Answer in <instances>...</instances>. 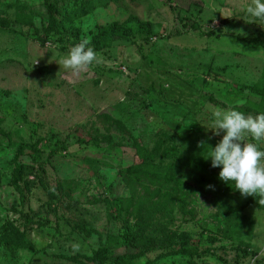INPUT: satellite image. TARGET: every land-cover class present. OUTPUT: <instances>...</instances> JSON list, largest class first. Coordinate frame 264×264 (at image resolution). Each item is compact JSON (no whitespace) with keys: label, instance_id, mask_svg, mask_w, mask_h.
I'll return each instance as SVG.
<instances>
[{"label":"rangeland","instance_id":"rangeland-1","mask_svg":"<svg viewBox=\"0 0 264 264\" xmlns=\"http://www.w3.org/2000/svg\"><path fill=\"white\" fill-rule=\"evenodd\" d=\"M247 2L0 0V264H95L106 247L149 264L159 253L119 243L141 220L207 248L156 264H264L260 195L205 159L225 134L215 109L264 112V21ZM82 40L98 62L74 74L59 62Z\"/></svg>","mask_w":264,"mask_h":264},{"label":"clouds","instance_id":"clouds-1","mask_svg":"<svg viewBox=\"0 0 264 264\" xmlns=\"http://www.w3.org/2000/svg\"><path fill=\"white\" fill-rule=\"evenodd\" d=\"M254 21H264V0H248L243 9ZM98 62V53L87 40L75 44L59 64L74 74L86 71ZM211 129L217 136L225 133L219 143L211 148L205 159H211L213 168H221L219 178L232 186L242 196L264 197V112L245 115L236 108H217L212 113ZM249 138L251 142H249ZM212 187V186H209Z\"/></svg>","mask_w":264,"mask_h":264},{"label":"trees","instance_id":"trees-1","mask_svg":"<svg viewBox=\"0 0 264 264\" xmlns=\"http://www.w3.org/2000/svg\"><path fill=\"white\" fill-rule=\"evenodd\" d=\"M51 12L55 16L59 11L51 8ZM55 18L57 19L56 16H55ZM184 20H186V19H184ZM199 26L202 27L201 25H199V24L197 25L196 22L193 21V24H191V29H193L194 31H196L197 29L199 30V28H200ZM258 43L259 42H256L255 44H258ZM261 45L264 48V45L263 44H261ZM248 89L256 91L255 86H253L251 84L250 85L245 84V86L243 87V92H245ZM261 94L264 96L263 93H261ZM251 110H253V109L248 107V109H247V111H245V113H249ZM240 111L242 112L243 110H240ZM168 153H169V151H167L165 153L164 158L171 159V156H174L173 159H171L172 162H175V161L182 162L183 161V156L179 152H176V154H174V155H170ZM183 162H185V161H183ZM160 164L164 165L165 163L162 160L160 162ZM171 171H172V173L175 174V171L173 169H170L169 173ZM111 192H112V190H111ZM115 202H116V207H117L116 213L118 215H121V213L124 214L123 213L124 209L122 208L121 200L119 201V200L115 199ZM231 203L232 204L225 201V204L226 205L229 204L227 206L231 207V209L234 211L235 216H236V220L243 223L244 218L239 212L240 209H239L238 205L236 204V202H233V201H231ZM252 203H255V205H257L262 211H264V197L259 196L255 200H253ZM127 212L128 211L125 210V214ZM151 228H153V229H151ZM152 230H156V229L153 226H149V223L145 222L144 220H141L139 222V224L137 226H134V227H131V226L127 225L126 222H124V223L119 225V234H120V242L119 243H121L125 247L134 248V249L145 247L146 250L143 253H145V252L146 253H149V252L159 253V255L157 257L150 260L149 264H156L158 261H160V259H162L164 257L167 258V257H176V256H186L190 253L200 255L202 250L206 251V249H207L204 246H202V244H199V243L193 244L192 239L188 235L185 237L179 238V239H176V238H178V235H175V237H172V238H169V237L163 235V238H161L162 240L152 239L149 237ZM83 231L87 232L86 226L83 228ZM233 234H234V232L230 231L228 234V238H232ZM5 241H8V240H5ZM208 249H209V247H208ZM113 253L114 252H113L112 248H110V247L109 248L108 247L102 248L100 250V252L92 258L91 261L94 262L95 264H132V258L130 256L114 255Z\"/></svg>","mask_w":264,"mask_h":264}]
</instances>
